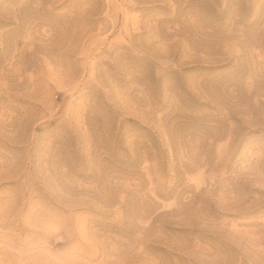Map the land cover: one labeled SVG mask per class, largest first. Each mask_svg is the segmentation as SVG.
I'll return each instance as SVG.
<instances>
[{"label": "rangeland", "instance_id": "1", "mask_svg": "<svg viewBox=\"0 0 264 264\" xmlns=\"http://www.w3.org/2000/svg\"><path fill=\"white\" fill-rule=\"evenodd\" d=\"M0 264H264V0H0Z\"/></svg>", "mask_w": 264, "mask_h": 264}]
</instances>
